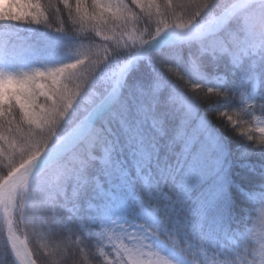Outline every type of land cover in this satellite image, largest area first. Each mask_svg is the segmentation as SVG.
<instances>
[{"label":"snow or ice","instance_id":"obj_1","mask_svg":"<svg viewBox=\"0 0 264 264\" xmlns=\"http://www.w3.org/2000/svg\"><path fill=\"white\" fill-rule=\"evenodd\" d=\"M0 30V264H264V0H0Z\"/></svg>","mask_w":264,"mask_h":264},{"label":"trees","instance_id":"obj_2","mask_svg":"<svg viewBox=\"0 0 264 264\" xmlns=\"http://www.w3.org/2000/svg\"><path fill=\"white\" fill-rule=\"evenodd\" d=\"M4 38L5 37L3 36L2 30H0V40H3ZM248 226H250V227L257 226L255 218L250 222V224ZM31 243H32L33 246H35L37 242L35 241V239H33L31 241Z\"/></svg>","mask_w":264,"mask_h":264}]
</instances>
